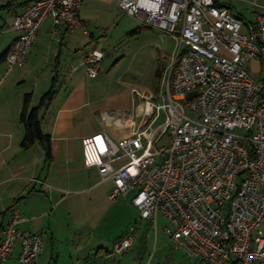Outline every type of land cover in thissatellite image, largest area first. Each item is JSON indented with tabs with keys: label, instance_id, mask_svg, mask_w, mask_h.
Segmentation results:
<instances>
[{
	"label": "built area",
	"instance_id": "built-area-1",
	"mask_svg": "<svg viewBox=\"0 0 264 264\" xmlns=\"http://www.w3.org/2000/svg\"><path fill=\"white\" fill-rule=\"evenodd\" d=\"M82 4L31 0L15 16L20 36L8 64H27L49 19L57 29H80ZM120 6L144 26L174 35L178 47L166 73L164 102L136 91L140 111L130 114L131 136L120 142L104 133L84 139L86 166L112 180V201L134 192L141 219L157 227L162 215L166 234L189 259L264 264V12L245 22L216 0H122ZM104 59L99 48L85 58L90 78L102 73ZM256 65L261 77L254 74ZM162 113L164 123L154 127ZM165 135L171 143L158 147ZM26 220L15 209L1 230L0 264L18 243L20 264H35L43 254V237L20 228ZM132 244L125 238L115 249L122 253Z\"/></svg>",
	"mask_w": 264,
	"mask_h": 264
},
{
	"label": "crops",
	"instance_id": "crops-1",
	"mask_svg": "<svg viewBox=\"0 0 264 264\" xmlns=\"http://www.w3.org/2000/svg\"><path fill=\"white\" fill-rule=\"evenodd\" d=\"M84 1L80 10L84 25L80 29L74 32L57 29L49 19L25 66H10L7 59L0 62V233L11 222L13 211L20 210L27 219L20 228L41 235L45 242L44 252L35 264H52L51 260L45 263L46 253L50 259H70L67 264H91L96 251L90 241L78 238L74 232L67 240L68 249L59 247L58 241L64 244V238L51 217L68 198L78 194L95 193L94 199L111 200L114 184L112 180L104 181L97 168L86 166L83 140L99 133L114 139L109 130L128 131L122 140L131 136L129 117L140 104L136 91L153 95L158 72L163 71L165 76L169 69L160 65L156 68L150 92L129 90L127 73L117 70L122 60L117 59L111 68L104 67L105 53L102 73L90 78L83 63L98 47L91 42L83 45L79 38L90 35ZM30 2L0 0V37L5 35L8 40L0 49V59L20 36L14 29L15 16L24 13ZM139 34H143L141 28L131 35ZM92 38L95 40V35ZM52 91L54 95L47 97ZM26 107L28 113L39 108L42 130L51 137V160L41 143L25 146L26 126L22 116ZM108 113L119 117L107 118ZM135 124L141 126L142 120L136 119ZM100 248L98 254L107 253L102 252L106 251L103 246ZM20 254L18 243L6 264H20Z\"/></svg>",
	"mask_w": 264,
	"mask_h": 264
},
{
	"label": "rangeland",
	"instance_id": "rangeland-1",
	"mask_svg": "<svg viewBox=\"0 0 264 264\" xmlns=\"http://www.w3.org/2000/svg\"><path fill=\"white\" fill-rule=\"evenodd\" d=\"M217 1L231 8L233 13L245 22H254L257 16L264 12V0ZM121 2L122 0H85L83 12L89 16L87 29L90 35H81L79 38L82 39L83 45L91 42L107 53L104 67L109 65L111 68L117 59L122 60L117 64V70L127 73L126 85L129 90L150 92L156 68L159 65L165 69L170 68L173 63L178 39L170 33L164 31L161 33L155 28L146 29L121 9ZM138 28H141L143 34L132 36L131 34ZM92 35H95V40ZM7 42V37L1 36L0 49ZM250 66L251 63L248 64V68ZM255 68L254 74L261 77L259 67L256 65ZM166 79L167 76H163L162 81L156 84L155 91L153 90V101L156 104L164 102L162 94L166 92ZM164 121L165 114L162 113L154 127ZM239 132L243 133V131ZM109 133L115 141L120 142L128 131L109 130ZM170 143V137L165 135L158 142V147ZM93 194L95 193H84L68 198V202L52 215L51 221L59 229L62 235L59 236L64 238V244L58 241L59 247L63 245L68 249L70 245L67 240L69 241L75 232L78 238L89 240L91 248H95L96 252L91 258V264H198L192 262L184 251L175 248L166 234L168 222L162 215L159 216L157 227L152 221L140 218L138 210L132 204L134 192L120 197L117 201L104 200L102 197V199H94ZM77 228L79 229L76 230ZM129 237L133 239L132 246L118 253L115 249L116 245ZM102 246L106 250L102 252H107L103 253L105 255L98 254ZM46 255L47 253L44 255L45 263L49 260L52 264H67L71 261L65 257L60 260L50 259Z\"/></svg>",
	"mask_w": 264,
	"mask_h": 264
},
{
	"label": "trees",
	"instance_id": "trees-1",
	"mask_svg": "<svg viewBox=\"0 0 264 264\" xmlns=\"http://www.w3.org/2000/svg\"><path fill=\"white\" fill-rule=\"evenodd\" d=\"M219 3V2H218ZM8 57L7 55H4L0 62L5 61ZM163 79V72L160 71L157 74L156 82L157 84L161 82ZM55 91H52L48 94L47 97H52L54 95ZM30 101V96L28 95L26 99V105L28 106ZM26 107V110L23 113L22 121L26 126V138H25V146L32 145L34 143H41L47 152V158L48 160L52 159V149H51V137L48 135H45L42 126H41V119L39 116V108L34 109L31 113H28Z\"/></svg>",
	"mask_w": 264,
	"mask_h": 264
},
{
	"label": "water",
	"instance_id": "water-1",
	"mask_svg": "<svg viewBox=\"0 0 264 264\" xmlns=\"http://www.w3.org/2000/svg\"><path fill=\"white\" fill-rule=\"evenodd\" d=\"M197 95V92L190 93L188 96L189 100H192Z\"/></svg>",
	"mask_w": 264,
	"mask_h": 264
}]
</instances>
